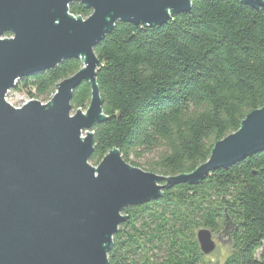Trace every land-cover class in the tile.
Wrapping results in <instances>:
<instances>
[{
    "label": "trees",
    "instance_id": "1",
    "mask_svg": "<svg viewBox=\"0 0 264 264\" xmlns=\"http://www.w3.org/2000/svg\"><path fill=\"white\" fill-rule=\"evenodd\" d=\"M74 16L91 10L68 6ZM9 35V34H7ZM96 83L106 120L93 128L89 162L110 150L143 170L190 172L215 142L235 132L264 104V6L239 0H191L190 10L161 26L117 21L94 47ZM68 58L19 78L13 90L49 97L81 68ZM90 85L73 91L72 109H87ZM107 264H201L195 232L224 229L231 251L223 264H264V151L216 169L196 185L123 209Z\"/></svg>",
    "mask_w": 264,
    "mask_h": 264
},
{
    "label": "water",
    "instance_id": "2",
    "mask_svg": "<svg viewBox=\"0 0 264 264\" xmlns=\"http://www.w3.org/2000/svg\"><path fill=\"white\" fill-rule=\"evenodd\" d=\"M239 1L264 6V0ZM72 3L91 13L70 14ZM190 7L191 0H0V264H107L112 237L128 218L123 209L178 184L196 185L212 171L264 151L263 104L190 172L146 171L117 149L97 166L89 164L93 128L106 120L94 47L117 21L161 26ZM68 58L82 66L56 84L47 103L14 107L6 101L17 79ZM83 81L90 85L88 107L70 114L73 91ZM232 225L226 217L223 234ZM219 238L209 228L197 229L201 255L211 253Z\"/></svg>",
    "mask_w": 264,
    "mask_h": 264
},
{
    "label": "rangeland",
    "instance_id": "3",
    "mask_svg": "<svg viewBox=\"0 0 264 264\" xmlns=\"http://www.w3.org/2000/svg\"><path fill=\"white\" fill-rule=\"evenodd\" d=\"M4 37H10V35H5ZM52 95L49 97H31L28 93L19 90H13L12 88L7 92L5 99L6 101L14 107H20L29 100H37L42 104L47 103ZM82 112L86 109L79 108ZM76 110L71 108L70 114H73ZM89 162V161H88ZM92 166H97L98 163L89 162ZM215 236H220L219 241H217L216 248L208 255H202L201 264H223L225 258L229 255L231 251V245L228 241L227 235L223 234V230L217 233H213Z\"/></svg>",
    "mask_w": 264,
    "mask_h": 264
},
{
    "label": "bare ground",
    "instance_id": "4",
    "mask_svg": "<svg viewBox=\"0 0 264 264\" xmlns=\"http://www.w3.org/2000/svg\"><path fill=\"white\" fill-rule=\"evenodd\" d=\"M17 80H18V79H17ZM17 80H16V81H17ZM16 81H15V83H16ZM15 83H14V84H15Z\"/></svg>",
    "mask_w": 264,
    "mask_h": 264
}]
</instances>
